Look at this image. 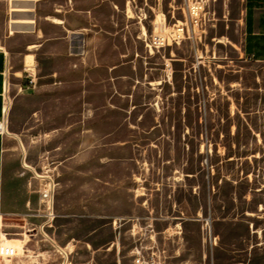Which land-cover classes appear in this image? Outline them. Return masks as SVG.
<instances>
[{"label": "rangeland", "instance_id": "374dc122", "mask_svg": "<svg viewBox=\"0 0 264 264\" xmlns=\"http://www.w3.org/2000/svg\"><path fill=\"white\" fill-rule=\"evenodd\" d=\"M59 7L68 37L38 54L72 112L60 176L51 156L38 168L54 174L56 217L4 240L76 243L58 264H264V63L241 53L243 0L46 4Z\"/></svg>", "mask_w": 264, "mask_h": 264}, {"label": "crops", "instance_id": "0c3cea01", "mask_svg": "<svg viewBox=\"0 0 264 264\" xmlns=\"http://www.w3.org/2000/svg\"><path fill=\"white\" fill-rule=\"evenodd\" d=\"M49 1L0 0V122L5 125L0 128V216L5 233L6 229H14L24 234L42 222L47 211L42 198L44 184L54 182V174L58 179L61 165L67 159L66 119L72 112L66 113L67 96L59 92L67 82L58 77L59 71L50 74V80L39 72V49L50 40L68 37L60 7L56 9L58 17L51 15L46 8ZM41 21L57 26L63 33L50 35ZM72 34L80 36L83 32ZM241 53L251 62L264 63V0H243ZM75 54L82 56L83 52ZM77 66L75 63L74 67ZM31 80L34 86L29 90ZM79 81L84 85L86 79ZM78 99L84 104L91 103L84 96ZM97 110L91 108L84 118L92 117ZM49 156L56 160L52 169L55 173L39 175L38 168L45 166ZM5 240L3 247L13 250L15 255L5 252L0 255V264H58L59 248L76 246L71 241L62 245L35 237L27 241Z\"/></svg>", "mask_w": 264, "mask_h": 264}, {"label": "built area", "instance_id": "2783aa9c", "mask_svg": "<svg viewBox=\"0 0 264 264\" xmlns=\"http://www.w3.org/2000/svg\"><path fill=\"white\" fill-rule=\"evenodd\" d=\"M200 9V5L198 3H194L190 5V12L192 15H197ZM178 31H183V29H179ZM181 34L180 32L178 35ZM152 45L156 48L161 47L165 44V36L164 35H155L152 38ZM33 84V80L30 81V86ZM4 127V121L0 122V128L2 129ZM42 198L46 204V214L47 220L43 223V225L50 224L53 219L56 217V214L54 212V203H55V184L52 180L46 182L44 184V189L42 191ZM2 226L0 225V255H4L5 252L7 254H13V250H9V248L3 247V243L5 242L2 233ZM7 236V233H4ZM11 251V252H10ZM63 254V253H62ZM64 258V257H63ZM66 264V260L62 263ZM134 264H151L148 258H146L141 252H138L135 259Z\"/></svg>", "mask_w": 264, "mask_h": 264}, {"label": "bare ground", "instance_id": "6f19581e", "mask_svg": "<svg viewBox=\"0 0 264 264\" xmlns=\"http://www.w3.org/2000/svg\"><path fill=\"white\" fill-rule=\"evenodd\" d=\"M0 223H1V216H0ZM1 235H5L3 232L1 233ZM7 238V237H6ZM5 245V244H4ZM18 249H21V247H18Z\"/></svg>", "mask_w": 264, "mask_h": 264}]
</instances>
